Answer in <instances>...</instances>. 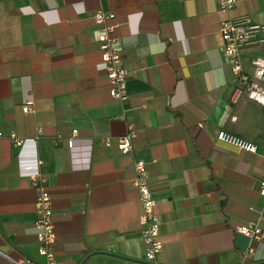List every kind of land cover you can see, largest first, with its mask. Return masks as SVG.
Returning <instances> with one entry per match:
<instances>
[{"label":"crops","instance_id":"crops-1","mask_svg":"<svg viewBox=\"0 0 264 264\" xmlns=\"http://www.w3.org/2000/svg\"><path fill=\"white\" fill-rule=\"evenodd\" d=\"M99 7L119 24L126 101L110 97L103 77ZM239 16L264 25V0H235L227 12L214 0H0V264L43 260L34 171L52 196L56 264H148L134 157L146 163L160 219L159 264H264V238L234 230L264 210V106L230 101L219 32L220 21ZM239 54L250 72L264 42ZM129 127L132 149L121 153L117 139ZM220 130L256 152L217 141Z\"/></svg>","mask_w":264,"mask_h":264},{"label":"built area","instance_id":"built-area-1","mask_svg":"<svg viewBox=\"0 0 264 264\" xmlns=\"http://www.w3.org/2000/svg\"><path fill=\"white\" fill-rule=\"evenodd\" d=\"M218 9L223 12L230 11L235 6V0H214ZM94 22L99 27L96 40L100 52V60L103 68V77L107 80L108 93L112 99L126 101L128 92L126 87V69L124 66L123 45L116 21V15L110 10L97 8L93 13ZM219 32L223 41V54L227 59L230 71L233 76L234 86L230 95V101L237 103L244 99L264 106V56H257L250 60L251 71L247 72L242 68L239 48L245 44L264 42V25L252 21L249 16L229 17L219 23ZM31 102L27 101L22 106V111H31ZM40 134V128L37 129ZM72 135L67 141L69 148L73 147L76 129L71 131ZM135 131L129 127L125 135L117 139V148L121 153H129L132 149L131 139ZM4 133L0 131V137ZM15 147L23 144V139L16 136L13 131L7 134ZM216 140L238 149L255 153L257 146L246 139L220 130L216 134ZM103 143L109 145L110 139L104 138ZM134 178L133 184L138 191L140 204L139 222L141 225V239L144 245V256L148 264H159L158 255L162 250L160 239V219L154 210L155 200L149 188L148 170L143 159H133ZM32 187L36 192L35 211L36 219L33 221V228L37 238V251L42 257L38 263L27 257H20L14 264H56L54 255V224L52 220V196L44 185V180L38 171L29 174ZM258 194L264 199V170H262L258 181ZM264 210L258 213L257 219L253 222L238 225L235 232L252 240L260 241L264 238V230L259 225ZM248 249L245 253H251ZM238 264H244L240 262Z\"/></svg>","mask_w":264,"mask_h":264}]
</instances>
